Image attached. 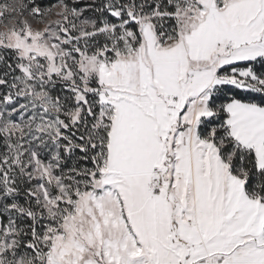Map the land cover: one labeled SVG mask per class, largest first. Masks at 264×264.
<instances>
[{"label": "snow or ice", "instance_id": "snow-or-ice-1", "mask_svg": "<svg viewBox=\"0 0 264 264\" xmlns=\"http://www.w3.org/2000/svg\"><path fill=\"white\" fill-rule=\"evenodd\" d=\"M0 25V264H264V0Z\"/></svg>", "mask_w": 264, "mask_h": 264}, {"label": "trees", "instance_id": "trees-1", "mask_svg": "<svg viewBox=\"0 0 264 264\" xmlns=\"http://www.w3.org/2000/svg\"><path fill=\"white\" fill-rule=\"evenodd\" d=\"M39 2L41 3V5L43 7H51L57 3L60 2V0H39ZM67 2L71 5L74 3V0H67ZM79 5L82 7L84 3L89 2V0H78ZM7 55V54H5ZM241 95H243V93H241Z\"/></svg>", "mask_w": 264, "mask_h": 264}, {"label": "rangeland", "instance_id": "rangeland-1", "mask_svg": "<svg viewBox=\"0 0 264 264\" xmlns=\"http://www.w3.org/2000/svg\"><path fill=\"white\" fill-rule=\"evenodd\" d=\"M57 4H58V3H57ZM55 5H56V4H55ZM53 6H54V5H53ZM51 7H52V6H51ZM53 12L55 13V8H53ZM52 19H56L55 14L53 15ZM33 25H34V26H38V25H36L35 22H33ZM0 30H3V25H0Z\"/></svg>", "mask_w": 264, "mask_h": 264}]
</instances>
